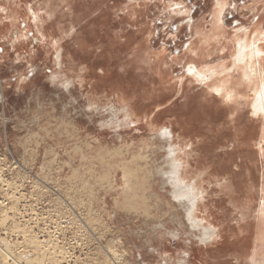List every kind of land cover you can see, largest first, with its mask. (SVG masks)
<instances>
[{
  "label": "rangeland",
  "instance_id": "obj_1",
  "mask_svg": "<svg viewBox=\"0 0 264 264\" xmlns=\"http://www.w3.org/2000/svg\"><path fill=\"white\" fill-rule=\"evenodd\" d=\"M49 1L0 0V217L9 214L5 224L0 218L2 246L22 264H114V255L119 264H165L170 254L174 264L198 258L201 230L189 223V204L174 199L169 142L145 122L116 127L107 112L124 92L144 95L139 118L156 119L159 129L193 117L194 132L181 143H196L193 168L206 167L221 183L234 177L232 198L206 185L203 202L213 217L224 223L227 209L234 230L240 216L230 201L243 202L245 211L253 197L249 231L225 235L213 251L223 256L217 263L240 264L235 255L243 242L241 264H264L257 237L264 119L252 115L253 89L242 68L228 80L187 77L193 65L231 70L238 40L264 33V0H228L223 10L218 0ZM257 44L264 51V36ZM222 84L229 103L216 92ZM16 230L36 236L43 253L38 257Z\"/></svg>",
  "mask_w": 264,
  "mask_h": 264
},
{
  "label": "bare ground",
  "instance_id": "obj_2",
  "mask_svg": "<svg viewBox=\"0 0 264 264\" xmlns=\"http://www.w3.org/2000/svg\"><path fill=\"white\" fill-rule=\"evenodd\" d=\"M55 1L56 0H50L49 2H52L51 4H54V3H56ZM227 1L228 0H218L219 6L222 8V10H223L224 6L226 7ZM221 8H219V9H221ZM215 27L217 28V30L219 32L224 31V28L222 26V21L219 18H217V20L215 21ZM260 32L261 31L259 30L258 33L254 34V36L253 35L251 36V34H249V32L245 33V35H244L245 38L238 40V42H237L238 48H237L236 56H235V59L233 62V68H231V70H228L227 72L219 73L218 71H216V69H212V68L211 69H205V70L199 69V67L197 65L190 66L187 69V72H188L187 77L194 78V80H196L198 82V81H203V80L210 78V77L213 79L214 77L219 76L220 74H222L223 77H226V79L228 80L227 77L230 76V73L232 72L233 69L242 68L243 79L253 89L252 92L255 95L254 103L252 104V115L254 118L259 119V120L264 119V51H263V49H261L258 46L259 43L257 44V40L260 37L264 36V33L263 32L260 33ZM257 34H259V35H257ZM205 40H207V36H205L204 41ZM203 52L204 51H200L199 54H201ZM156 60L161 62V60H163V59L160 56H157ZM162 62H164V61H162ZM157 64H158L157 66H158L159 73L160 74L163 73L161 63H157ZM84 70H87V68H85ZM82 77H84V76H82ZM82 77L80 78L81 83L85 82V79ZM82 79H84V81ZM226 79H225V84L227 82ZM72 82H74V81H72ZM183 83H184L183 79L180 80L179 84L181 86V90L183 89ZM223 86H220L219 89L216 90V92L220 96L225 93L224 97H225V102L227 103L228 100L231 99L232 96L230 94L231 92L229 90H227L225 88V86L224 87ZM92 88H94V87L92 86ZM157 96H159V95H157ZM106 97L107 96H105V98ZM143 97H144V95H143ZM143 97H141L140 95L139 96L135 95V96L130 97L129 95H127V93L119 92L117 94V99L114 100V103H116V105H114V106L112 105L110 107V111H107V112L109 114H112L113 116H115V119L118 122L116 124V127H119L120 125H124L126 127H137L141 124H144V122H145L146 125L144 127L149 132L157 133L161 138H163L164 140H166L170 144L169 148H168V158L171 161V165H172V169H173V171L171 173V175H172L171 177H172L173 185L175 188L174 199L176 201L185 200L189 204L186 216L188 217L189 223L193 227V229L201 230L202 237H201L200 242L202 245H204V246H202V248H199L197 251L196 255L198 256V258L195 257L191 261V257L188 256L187 258H183V259L181 258V259L177 260V264H196L195 263L196 260H198L202 264H218L217 262L223 256L220 253H217V254L213 253V251L216 250L218 244L224 243V242H222V243H220V242H221V240L224 239L225 235L230 236L231 233L234 231V234L232 235V237L236 236V235H240L243 237V234L247 233L246 231H249L250 227H248V225L245 224L246 223L245 218L252 214L251 205L253 206V204L249 203L252 196L250 197V200L247 199L248 202H246V204L244 206L245 211L243 210V202H241V205H240L238 203L239 201H234V199H232L230 201V204L233 206V208L236 209V214H238V216H240V219L237 220V222H236L237 223L236 229L233 230L231 222L227 221L229 219V216H228L229 212H226L227 209L222 210L223 211L222 212V215H223L222 219L224 220L223 222L226 223V226H224L223 225L224 223H222L220 220L218 221V218L213 217L215 213L211 209L208 208V206H207L208 204L203 202V200L205 199V196L207 194V191H205L206 185L211 186L213 184V186L216 187V191H215L216 193L223 194V195H226V196H229L232 198L233 197L232 196L233 190L235 188L234 181H233L234 177H231L230 179L227 178V179L223 180L224 182L221 183L219 181L218 177L213 176L212 173L210 172V170L207 169L206 167H201L200 170H199V167L193 168L195 165L192 164V161L196 158L195 157L196 155H195L194 150L192 148L194 147V145H196V143L191 142V144H187V143H184L185 145L181 144V143H183L185 138L191 132H194V128L192 127V125H190L188 123V122H190V120H193V117L192 116L187 117L183 121H180L179 118H176L175 121L169 120V123L171 125L170 129H167V128L159 129V123L156 119H153L150 123H148L147 117H145L144 119L139 118V115L143 112L140 109V105H142L141 99ZM92 101H93L92 98H89V102L92 103ZM109 104L110 103H108L107 105H109ZM111 104H113V103H111ZM180 124L183 126L182 132H177L176 127H178V126L180 127ZM189 148H191L192 150L189 151L188 150ZM107 153H108V155H113L112 152H107ZM194 164L197 165L198 162L194 161ZM249 178H251V177H249ZM249 180H251V179H249ZM13 210H15V209L12 208L9 211H13ZM8 215L6 214V215L0 217L1 222H2L1 224H5L7 222V220L9 219ZM262 215H263L261 217L262 219H260L261 225H259L258 231H257V237L260 239L262 244H264V213H262ZM16 231H19V233L24 234L25 244H27V247L32 248L33 250L35 249L36 255L39 257L42 250H44L41 248V247H43V246H41V244L43 245V243L38 242V239L36 236H28L25 233V231H27V230H25V231L24 230H16ZM4 242H5V240L0 239V259L2 260L3 264H9V263L22 264L21 259L17 258V256H15L13 254V251H12V253L9 251L10 248L9 249L5 248V245H4V247L2 246V244H4ZM45 245H47V244H45ZM8 246H10V245H8ZM204 247H206V249H204ZM238 248H239L237 250L238 253L235 255L236 256L235 259H236V261H238L241 264V263H243V257H246L245 256L246 254L243 251V242L241 244V247H238ZM167 252H168V250L165 251V253H167ZM33 256H35V255H33ZM60 257H58V258H60ZM55 258H57V257H55ZM114 258L116 260H119V257L116 255H114ZM58 260H57V262H60ZM116 260L114 261V264H119L118 261H116ZM39 261L40 260H38V263H36V264H40L41 262H39ZM212 261H214V262H212ZM46 262H47V259H46ZM53 262L54 263L56 262L55 259L53 260ZM173 262H174L173 254L168 255L165 264H172ZM44 264H46V263L44 262Z\"/></svg>",
  "mask_w": 264,
  "mask_h": 264
}]
</instances>
